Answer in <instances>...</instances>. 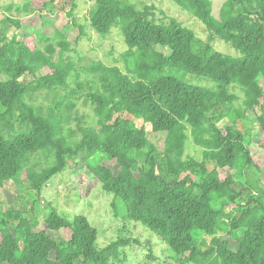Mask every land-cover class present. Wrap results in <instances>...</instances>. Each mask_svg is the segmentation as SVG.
Returning <instances> with one entry per match:
<instances>
[{
    "label": "trees",
    "instance_id": "obj_1",
    "mask_svg": "<svg viewBox=\"0 0 264 264\" xmlns=\"http://www.w3.org/2000/svg\"><path fill=\"white\" fill-rule=\"evenodd\" d=\"M27 1L41 12L54 6L71 22L54 30L55 39L8 40L0 28V189L14 198L12 206L0 202V264H113L131 243L100 249L86 216L54 208L40 225L38 199L70 166L82 188L100 185L122 200L128 218L164 242L174 264H264V160L256 154L264 144L244 122L257 119L264 136V0H225L218 17L212 0H170L205 25L207 41L155 6L91 0L92 29L103 36L119 29L128 50L125 69L95 61L82 69L96 77L87 81L69 55L67 27L79 26L76 40L85 34L77 0ZM14 8L22 12L19 4L5 7ZM6 23L22 28L13 15ZM216 39L239 56L216 50ZM26 76L35 79L25 84ZM42 91L47 105L34 102ZM74 99L93 107L98 128L73 114ZM147 124L167 135L163 149L149 139ZM189 143L201 158L187 154ZM20 177L31 188L30 202L4 188Z\"/></svg>",
    "mask_w": 264,
    "mask_h": 264
},
{
    "label": "rangeland",
    "instance_id": "obj_2",
    "mask_svg": "<svg viewBox=\"0 0 264 264\" xmlns=\"http://www.w3.org/2000/svg\"><path fill=\"white\" fill-rule=\"evenodd\" d=\"M136 6L137 9L142 10L146 5L155 6L158 10L165 12L166 16L174 17L181 22L182 25L192 29L197 36L207 41L209 34L205 30V25L200 22L193 15L182 11L177 5L170 0H128ZM213 13L215 16H219L220 9L225 0H212ZM19 4L22 8V12H17V8L7 12L5 7L10 4ZM78 8L76 9L77 22L81 26H85V34L82 38L76 40L80 35L79 26H75L71 23L67 29L70 30L71 40L74 50L69 53L73 61L76 64V73L80 75L81 80L95 79L87 73H83L82 69L95 61H101L109 66L117 65L125 69L126 62L123 58V54L127 52L128 45L125 41L124 35L119 29H113L111 34L103 36L98 34L90 26L89 11L94 7V1L91 0H77ZM158 11H156L157 13ZM13 15L16 18L22 20V28L19 30L14 26H8L6 18ZM159 18L163 15L158 14ZM65 15L55 13L54 6H50L46 12L36 11L35 7L27 0H0V28L8 36V40H11L14 34H18V39L23 40L28 35L32 36H48L55 39L54 30L57 27L68 26L70 23ZM213 46L216 50L225 55L239 56L230 45L226 44L220 39H216L213 42ZM3 79L0 77V80ZM35 77L26 76L22 79V82L29 84ZM76 74L73 73L69 79L71 88L76 87ZM202 81L201 79H197ZM195 84L212 86L210 81L197 82L193 80ZM264 88V83H262ZM65 93V92H63ZM237 93V92H236ZM239 98L242 99V95L237 93ZM34 102L41 104H49L47 99V92L42 91L34 95ZM73 102L77 105L76 110L80 116H87V124L98 128L96 123V117L93 114V107L86 105L84 99L76 100ZM237 106L242 104V101H236ZM258 113L261 114V109L258 108ZM139 127L144 124L138 120H135ZM245 124L251 128L257 140L258 146L264 144V136L258 135V122L257 119L249 116L244 120ZM224 121L221 122V125ZM71 125L76 127V120H73ZM145 129L149 139L157 144L159 149H163L167 135L156 134L153 131L151 125H145ZM259 148V147H258ZM257 156L264 160L263 149H258ZM187 154L196 158H201V153L193 149L191 143L187 146ZM102 155L97 157L100 161ZM76 171L70 166L64 173L53 178L49 184L44 188L42 196L38 199L37 204L34 207L35 214L40 225H44L47 217L51 213L52 208L61 212L67 217L72 218L74 215L86 216L91 224L98 230V248L103 249L117 240L131 239V243L121 248V254L119 258L113 261V264H174L175 257L170 253L168 246L162 242L158 237L153 234L148 228L144 227L140 223H136L128 218V212L125 204L122 200L116 199L114 195L109 194L103 190L99 185L97 187L85 186L81 187L77 178L75 177ZM22 177H20V181ZM262 184H264V169L261 178ZM5 190L15 195H25L30 202L31 188L27 182L21 183L8 181L5 186ZM0 189V202L3 201L12 206L14 204V198L7 196V193ZM35 194V193H33ZM8 202V203H7ZM22 207V205H21ZM29 208V207H28ZM29 212V209H28ZM57 236V234L52 233ZM70 232L65 230L64 237H69ZM228 234L224 237L227 238ZM137 241V242H136ZM232 246H235L232 244Z\"/></svg>",
    "mask_w": 264,
    "mask_h": 264
}]
</instances>
